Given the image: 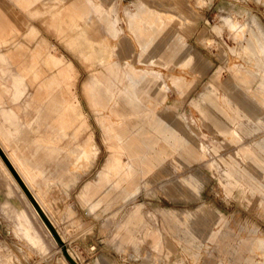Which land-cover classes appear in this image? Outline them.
<instances>
[{
    "label": "rangeland",
    "instance_id": "rangeland-1",
    "mask_svg": "<svg viewBox=\"0 0 264 264\" xmlns=\"http://www.w3.org/2000/svg\"><path fill=\"white\" fill-rule=\"evenodd\" d=\"M71 1L40 0L37 7L42 12L33 19L7 2L4 14L26 45L44 39L56 55L75 64L83 98L81 83L91 67L65 48L49 15L51 5L67 6ZM93 1L116 20L119 33L112 36L93 16L97 21L86 36L97 51L106 47L110 63L149 72L138 85L146 87L140 108L151 111L152 120L145 126L159 139L148 154L144 183L131 198L107 187L98 196H109V204L95 210L103 215L104 228L114 224L121 241L126 228L133 237L123 245L120 263L264 264V0ZM142 7L165 19L147 46V38L129 27L128 15ZM22 21L34 26L35 39L24 36L27 27ZM93 67L102 70L98 64ZM176 78L179 83L174 86ZM119 102L130 112L123 99ZM83 106L100 153L85 172L76 170L68 196L52 194L61 210L68 207L79 213L85 210L77 195L86 183L94 182L108 157L84 98ZM153 118L173 130L183 145L172 149L161 141L149 129ZM201 145L205 157L199 159L194 153H200ZM162 149L166 154L160 157L157 152ZM210 162L215 168L208 167ZM229 169L237 172L229 177ZM23 201L0 166V264H66ZM11 207L18 209L13 211L16 226ZM138 207L140 219L127 222ZM52 216L57 223L53 212ZM155 229L159 250L153 249V237L147 234Z\"/></svg>",
    "mask_w": 264,
    "mask_h": 264
},
{
    "label": "crops",
    "instance_id": "crops-1",
    "mask_svg": "<svg viewBox=\"0 0 264 264\" xmlns=\"http://www.w3.org/2000/svg\"><path fill=\"white\" fill-rule=\"evenodd\" d=\"M39 1L3 0L0 4V146L25 176L32 193L43 202L67 249L73 251L71 253L79 264H121L123 245L133 241V237L126 228L121 241L115 235L114 224L105 229L103 215L95 210L101 204H109L108 195L98 197L105 187L121 190L125 199H129L144 183L148 154L159 141L145 126L152 120L149 117L151 111L140 108V94L145 93L146 87L138 89V85L146 81L149 72L138 71L128 63L124 67L110 63L107 60L110 52L106 47L95 49L86 36L87 29L95 23L93 21L98 20L112 36L119 30L115 27L116 20L110 19L93 0H72L67 6L51 5V27L58 38L67 50L76 53L91 67L89 76L81 83L82 95L108 154L94 182L86 183L77 195L85 211L79 213L68 207L61 210L52 194L68 196L67 189L73 183L76 170L85 172L97 160L100 149L79 93V69L64 56L56 55L52 45H46L44 39L35 45H26L18 38L16 26L6 19L7 2L12 9L17 8L33 19L42 12L37 7ZM128 17L131 30L139 37L147 38L146 46L150 43L151 33L160 32L165 25L160 13L144 7ZM22 24L27 27L24 36L35 39L34 26L29 21H22ZM94 64L102 70L95 69ZM178 83V78L173 79L174 86ZM204 97L209 98V94ZM120 98L131 108L130 112L120 106ZM133 117L139 121H133ZM148 125L172 149L183 145L176 133L160 119L153 118ZM157 153L160 157L166 154L163 149ZM186 153L193 155L192 150ZM194 154L199 159L205 157L201 149L200 153ZM208 167L215 168V165L210 162ZM228 172L230 177L237 170L229 169ZM17 210L15 207L9 210L14 226L18 218L13 211ZM139 217L138 207L130 213L127 222L139 220ZM147 234L153 237V249L159 250L158 230H148Z\"/></svg>",
    "mask_w": 264,
    "mask_h": 264
},
{
    "label": "bare ground",
    "instance_id": "bare-ground-1",
    "mask_svg": "<svg viewBox=\"0 0 264 264\" xmlns=\"http://www.w3.org/2000/svg\"><path fill=\"white\" fill-rule=\"evenodd\" d=\"M0 149L2 150V152L4 153L5 157L7 158V160L9 161V163L11 164V166L13 167V169L15 170V172L17 173V175L20 177V179L22 180V182L24 183V185L26 186V188L29 190V192L31 193V195L33 196V198L35 199V201L37 202V204L39 205V207L41 208V210L45 213V215L47 216V218L49 219L50 223L52 224V226L54 227L55 231L57 232L58 236L60 237L61 241L64 243L65 247V241L62 238V234L59 233L58 229L56 228V226L53 224V222L51 221L50 217L47 214V210L43 204V202L40 200V198L34 194V192L32 193V189L31 187L29 188L26 183L27 181H25V176L23 177V174L21 172L18 171V169L15 168V165L10 161V159L8 158V156L6 155V153L4 152L3 148L0 146ZM200 149L202 150V152L205 154V147L203 145L200 146ZM0 166L3 169L6 179L12 184V186L14 187V189L17 191V193L20 195V197L22 198V200H24V204L27 206V208L29 209L30 213L32 214V216L38 221L39 225L42 227L44 233L49 237V239L53 242L54 244V249L55 246H57L56 242L54 241L53 237L51 236L49 230L47 229V227L44 225V223L42 222V220L40 219L39 215L37 214V212L35 211V209L33 208L32 204L29 202V200L27 199V197L25 196V194L23 193V191L21 190L20 186L18 185V183L16 182V180L14 179V177L12 176V174L10 173V171L8 170V168L6 167V165L4 164V162L2 161L1 157H0ZM22 176H21V174ZM23 177V178H22ZM67 249V247H66ZM93 250V248H91ZM55 251H59L60 252V259H62L66 264H68V262L66 261V259L64 258L63 254L61 253V250L59 249V247L57 246ZM58 253V252H56ZM67 253L69 254V256L75 260V262H77V260L75 259V257L73 256V254L67 249ZM78 263V262H77ZM79 264V263H78Z\"/></svg>",
    "mask_w": 264,
    "mask_h": 264
},
{
    "label": "water",
    "instance_id": "water-1",
    "mask_svg": "<svg viewBox=\"0 0 264 264\" xmlns=\"http://www.w3.org/2000/svg\"><path fill=\"white\" fill-rule=\"evenodd\" d=\"M0 157H1L2 161L4 162V164L6 165V167L8 168V170L10 171V173L12 174V176L14 177V179L16 180V182L18 183V185L20 186L21 190L23 191V193L25 194V196L27 197L29 202L32 204L33 208L35 209V211L39 215V217L42 220V222L44 223V225L49 230L51 236L53 237V239L56 242L57 246L61 250V253L63 254V256L66 259V261L68 262V264H78L77 262H75V260H73L69 256V254L67 253V249H66L64 243L61 241L60 237L58 236V234L55 231L54 227L50 223L49 219L47 218L45 213L41 210V208L39 207V205L37 204V202L35 201V199L31 195L29 190L26 188V186L24 185V183L22 182L20 177L17 175V173L15 172V170L13 169V167L11 166V164L9 163V161L7 160V158L5 157V155H4V153L2 152L1 149H0Z\"/></svg>",
    "mask_w": 264,
    "mask_h": 264
}]
</instances>
